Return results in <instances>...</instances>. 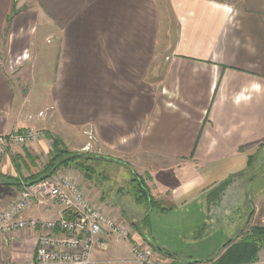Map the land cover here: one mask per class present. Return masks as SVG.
I'll use <instances>...</instances> for the list:
<instances>
[{
	"label": "crops",
	"instance_id": "crops-1",
	"mask_svg": "<svg viewBox=\"0 0 264 264\" xmlns=\"http://www.w3.org/2000/svg\"><path fill=\"white\" fill-rule=\"evenodd\" d=\"M170 1L177 36L162 53V12L154 0H0V135L47 133L0 157V213L18 200L21 182L45 172L55 139L69 151L89 150L84 128L105 155L146 181L161 212L192 227L218 204L211 195L219 186L235 183L252 163L264 164L257 157L264 150V0ZM34 57L39 76L53 75L50 88H35L25 75ZM39 90L45 99L33 106ZM55 174L75 180L97 207L122 219L129 203L143 204L123 184L103 182L100 191L94 176L73 165ZM62 213L52 203L25 217ZM141 216L128 223L143 238L136 239L159 247L157 258L188 264L214 256L179 259L139 229ZM36 240L29 231L0 236V264H32ZM131 243L110 239L94 258H127ZM256 264H264V248Z\"/></svg>",
	"mask_w": 264,
	"mask_h": 264
},
{
	"label": "built area",
	"instance_id": "built-area-1",
	"mask_svg": "<svg viewBox=\"0 0 264 264\" xmlns=\"http://www.w3.org/2000/svg\"><path fill=\"white\" fill-rule=\"evenodd\" d=\"M44 137L45 133L34 128L2 134L0 157L12 148L34 146ZM20 186L18 200L0 213V236H13L21 231L37 232L32 264H177L173 260L157 258L153 248L136 239L134 231L118 214L97 207L69 177L54 174L36 183L21 182ZM52 203L63 210L58 218L25 217L28 209ZM110 237L119 241L132 240L130 256L96 260V247L103 245L106 248Z\"/></svg>",
	"mask_w": 264,
	"mask_h": 264
},
{
	"label": "rangeland",
	"instance_id": "rangeland-1",
	"mask_svg": "<svg viewBox=\"0 0 264 264\" xmlns=\"http://www.w3.org/2000/svg\"><path fill=\"white\" fill-rule=\"evenodd\" d=\"M154 1L156 6H158L160 11L162 12L163 31L159 40L160 44L163 46L161 52L167 53L169 47L171 46V44H173L177 36V20L175 19V12L170 0ZM37 57L32 58L35 60H33V62L31 61L32 66L27 67V73H25V75H31V78L34 80L33 86L35 88H40L41 85L43 88H50L54 77L53 75H49L47 73L39 76V71L42 70V65L41 61H39L36 66L35 63H37ZM17 69L18 67L15 66L13 70ZM13 70L9 71L8 74L10 76L15 74L12 73ZM50 70L52 71V69ZM34 71L36 72V76L33 75ZM43 93V90L35 92V96L37 95L38 97L33 103V106L42 103V100L45 99L43 98L44 95L42 96ZM41 96L43 98L42 100L39 99V97ZM46 110H49V112L52 111L50 107H48V109ZM40 131L47 134L43 130ZM80 131L84 134V136L87 138L86 141L89 143V146L86 147L85 150H87L88 148L89 150H76V153H85L89 158H94V156L100 158L99 160L91 159L90 161L85 160V155H82L81 158V160H84V162L86 163L87 168H90V175L92 177L94 176L98 181L95 186L101 191V183L103 182H107L111 186L112 183H114V186L123 184L126 187V193L133 194V187L130 181L133 174L128 165L113 162L110 163L101 159L102 157L109 156L105 155L103 150H100L99 146H97L98 142L96 144V137L94 132L86 128L80 129ZM262 156H264V150H261L259 153H257V157ZM77 169L78 168L76 166V170ZM84 173L85 172H83V174ZM249 179H251V182L249 181ZM232 181L229 180L230 183H232ZM127 184H129V186H127ZM219 188L220 189L216 190L217 192L215 191L218 198L215 196L214 192L211 195L212 197H214L213 199L218 201V204L215 203L216 206H214L210 211H204L206 221L202 222L200 226H188L186 225V221H181L179 218H176L175 215H172L173 213L171 212L165 213L161 212L158 209L149 211V206L145 203H143L142 205H134L132 203H129L127 206L124 205V212L126 213V217L123 216V221H125V223H127L128 226L134 231L136 237L138 232L133 228L132 225L128 223V221H132L133 219H135V214H139V217L140 215H142L141 218L137 221L138 225L145 227V229L147 230H150L151 235L159 241L158 243H166L169 246L173 247V253H176L181 260L184 258L187 259V257L191 255L193 256V254H190V252L198 253L199 257H203L202 255H204L205 253H208L205 255L213 256L224 246L226 242L232 239L235 235L239 234V232L243 230L246 231L254 226L264 225V164L262 165L259 163H252L251 168H249V173H245L243 177L239 178L232 185L228 187L225 186L223 188L219 186ZM219 192H222L223 194H219ZM247 193H251V200L248 199ZM255 209L258 210V215L255 213ZM114 213L116 215L118 214V212L116 213V211ZM248 220L249 224L247 225ZM201 233H207V237H203V240H201V238H197V236H199ZM138 235L141 237V239H143L140 234ZM110 239L114 238H107V241ZM175 263L179 264L177 261H175Z\"/></svg>",
	"mask_w": 264,
	"mask_h": 264
},
{
	"label": "trees",
	"instance_id": "trees-1",
	"mask_svg": "<svg viewBox=\"0 0 264 264\" xmlns=\"http://www.w3.org/2000/svg\"><path fill=\"white\" fill-rule=\"evenodd\" d=\"M15 1V0H14ZM15 7V2L13 3ZM13 8V14L15 13ZM10 23V19L8 20ZM53 152L49 157V164L46 165V170L43 174L37 176L36 179H33L31 183H36L41 181L49 176H52L56 173L57 170L64 167L67 168L71 165L77 166L78 170L85 172L87 178L91 177L89 173V167L87 168L84 160L82 161V155H85V160L90 161L91 159L99 160V157L94 156V158H89L85 153H76L69 151L68 149L63 148L62 142L59 139H55L53 142ZM101 159L106 162L120 163L109 157H102ZM131 183L133 187V196L135 200L139 203L148 204L150 207L149 210L158 209L160 211H165L166 209L152 196L150 188L146 184V181L136 174L133 171L131 178ZM20 185V184H19ZM229 182H224L221 187H227ZM135 187V188H134ZM217 192V191H216ZM215 193V192H214ZM219 194H223L219 192ZM215 196L217 197L216 193ZM221 197V195H220ZM218 198V197H217ZM249 220L247 221V225ZM144 225V224H143ZM145 226V225H144ZM139 229L147 230L145 227L140 226ZM153 250H156L159 247H156L151 241L145 240ZM144 241V242H145ZM264 248V225L254 226L248 230H243L239 234L235 235L232 239L224 244V246L207 262H198L200 264H256L259 261V253Z\"/></svg>",
	"mask_w": 264,
	"mask_h": 264
},
{
	"label": "water",
	"instance_id": "water-1",
	"mask_svg": "<svg viewBox=\"0 0 264 264\" xmlns=\"http://www.w3.org/2000/svg\"><path fill=\"white\" fill-rule=\"evenodd\" d=\"M196 263H198V262H196Z\"/></svg>",
	"mask_w": 264,
	"mask_h": 264
}]
</instances>
